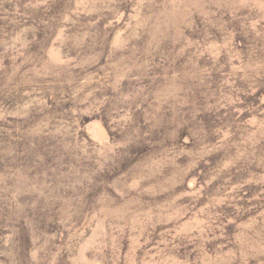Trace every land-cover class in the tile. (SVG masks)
<instances>
[{
	"label": "rangeland",
	"instance_id": "1",
	"mask_svg": "<svg viewBox=\"0 0 264 264\" xmlns=\"http://www.w3.org/2000/svg\"><path fill=\"white\" fill-rule=\"evenodd\" d=\"M0 264H264V0H0Z\"/></svg>",
	"mask_w": 264,
	"mask_h": 264
}]
</instances>
